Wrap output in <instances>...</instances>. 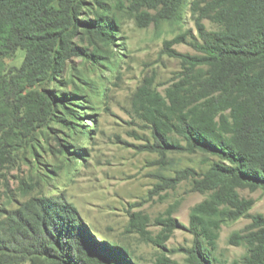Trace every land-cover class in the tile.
I'll use <instances>...</instances> for the list:
<instances>
[{"label":"trees","instance_id":"obj_1","mask_svg":"<svg viewBox=\"0 0 264 264\" xmlns=\"http://www.w3.org/2000/svg\"><path fill=\"white\" fill-rule=\"evenodd\" d=\"M184 1L133 0L130 9L141 26H158L180 20ZM93 5L90 0H0V176L39 129H52L55 121L73 130L86 126L72 121L77 115L69 104L78 94L44 86L61 82L67 60L103 58L73 42L82 30L95 40L113 41L117 22L106 11L94 13ZM194 6L198 36L187 32L165 41L164 51L181 60V70L164 94L142 86L134 105L153 137L139 149L158 153L157 163H166L169 152L202 151L219 158L204 173L188 167L174 177H161L164 188L192 179V191L210 193L191 210L193 243L182 250L185 264H217L222 225L248 216L254 204L238 189L264 190V158L246 149L255 142L264 146V0H206ZM204 19L217 28L209 29ZM177 43H188L196 53L179 52L173 48ZM20 49L26 52L22 64L7 68L5 60ZM21 187L25 194L33 189L23 180ZM249 217L259 232L230 237L232 244L250 243L248 254L233 264H264V217ZM7 222L23 256H8L7 240L0 236V264L11 263L12 256L14 264H136L127 248L98 240L95 229L62 195L31 197L12 210ZM150 223L147 214L136 211L129 229L163 250L182 225L172 212L155 219L158 234L148 230ZM157 264L181 263L162 252Z\"/></svg>","mask_w":264,"mask_h":264},{"label":"rangeland","instance_id":"obj_2","mask_svg":"<svg viewBox=\"0 0 264 264\" xmlns=\"http://www.w3.org/2000/svg\"><path fill=\"white\" fill-rule=\"evenodd\" d=\"M132 1L90 0L94 13L106 11L117 22L118 31L113 41L95 40L82 30L74 36L73 42L103 58L98 62L80 57L67 60L61 82L54 80L44 86L78 94L75 103L69 104L77 115L72 116V121L86 126L73 130L55 121L52 129H39L35 139L21 148L15 164L1 173L0 236L7 240L8 256H23L7 222L12 210L34 196L62 195L79 209L95 229L98 240L127 248L136 264H157L162 252L181 264L186 263L187 255L182 249L193 243L189 231L191 210L210 193L192 191V179L164 188L161 177H174L177 171L188 167L204 173L219 158L202 151L169 152L166 163H157L162 158L158 153L139 149L153 137L136 110L134 100L144 85L165 93L181 70V60L164 51L165 41L187 32L198 36L199 11H195L194 2L203 6L206 0H185L180 20L162 21L158 26L153 23L141 26L130 9ZM148 12L154 13L153 10ZM204 22L211 30L217 28L209 19ZM173 48L196 53L188 43H177ZM25 55V50L20 49L7 58L4 65L7 68L20 66ZM57 114L63 116V111ZM33 144L35 147H31ZM246 149L249 154L264 158V146L258 142L246 145ZM80 151L82 153L78 154ZM22 180L33 186L30 193L22 191ZM238 192L252 199L254 204L248 216L222 225L215 251L217 264H233L248 254L250 243L232 244L230 237L235 232L242 235L259 232L252 227L253 219L249 216L264 217L263 189L242 187ZM136 211L151 218L148 230L153 235L161 229L155 219L169 212L182 224L165 243L166 250L130 231L131 213ZM13 256L9 264H14Z\"/></svg>","mask_w":264,"mask_h":264}]
</instances>
